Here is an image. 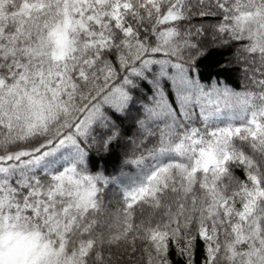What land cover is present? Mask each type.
<instances>
[{
  "label": "snow or ice",
  "instance_id": "1",
  "mask_svg": "<svg viewBox=\"0 0 264 264\" xmlns=\"http://www.w3.org/2000/svg\"><path fill=\"white\" fill-rule=\"evenodd\" d=\"M0 264H264V0H0Z\"/></svg>",
  "mask_w": 264,
  "mask_h": 264
}]
</instances>
